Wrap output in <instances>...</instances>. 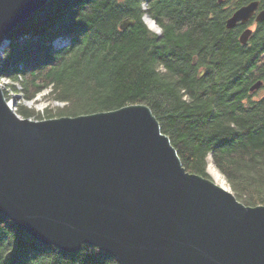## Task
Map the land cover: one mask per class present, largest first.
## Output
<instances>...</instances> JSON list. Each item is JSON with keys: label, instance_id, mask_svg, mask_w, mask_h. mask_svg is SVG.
I'll list each match as a JSON object with an SVG mask.
<instances>
[{"label": "trees", "instance_id": "obj_1", "mask_svg": "<svg viewBox=\"0 0 264 264\" xmlns=\"http://www.w3.org/2000/svg\"><path fill=\"white\" fill-rule=\"evenodd\" d=\"M250 1L48 0L6 36L4 94L63 103L48 117L144 104L186 171L211 179L210 155L238 201L264 205V94L249 91L257 80L264 88V21L250 20L245 44V25L225 26ZM126 18L133 24L121 29ZM17 112L41 118L24 105ZM0 264L119 263L95 246L69 253L43 244L0 213Z\"/></svg>", "mask_w": 264, "mask_h": 264}, {"label": "water", "instance_id": "obj_2", "mask_svg": "<svg viewBox=\"0 0 264 264\" xmlns=\"http://www.w3.org/2000/svg\"><path fill=\"white\" fill-rule=\"evenodd\" d=\"M47 2L0 0V53ZM259 4L235 9L226 28L263 22ZM12 103L0 86V213L38 241L95 246L119 264H264V205L186 171L148 106L32 120Z\"/></svg>", "mask_w": 264, "mask_h": 264}, {"label": "rangeland", "instance_id": "obj_3", "mask_svg": "<svg viewBox=\"0 0 264 264\" xmlns=\"http://www.w3.org/2000/svg\"><path fill=\"white\" fill-rule=\"evenodd\" d=\"M145 23H146V21H145ZM253 26L254 25L252 24L249 27L253 29ZM1 50H3V48ZM3 83H4L3 81H0V86L2 87L3 91H6V88H5L6 86ZM8 91H10V92H7V94L5 95L6 101H8L10 103H11V101L13 102L12 105H13L14 110L17 114H18L17 107L19 105H24L30 109H34L35 113L40 114L41 118H39V119L31 118L32 120H45V119H49V118H54V117L46 116V109H48V108L49 109H55L56 107H61L63 104V103H59V102H56V101L51 100V99H46V96L43 94L36 96V98L33 101L27 102V101H23L21 99V95L19 93H13L11 90H8ZM257 91H258L259 95L264 94V88H261ZM19 116H21V115H19ZM207 172H208L211 180L216 182V184H219V185L223 184L225 189L231 192V189H230L228 183L226 182L225 177L216 168V166L214 165L210 155L207 157Z\"/></svg>", "mask_w": 264, "mask_h": 264}, {"label": "clouds", "instance_id": "obj_4", "mask_svg": "<svg viewBox=\"0 0 264 264\" xmlns=\"http://www.w3.org/2000/svg\"><path fill=\"white\" fill-rule=\"evenodd\" d=\"M147 25H148L150 30H154V31H157V32L160 31V29L151 21H148Z\"/></svg>", "mask_w": 264, "mask_h": 264}, {"label": "bare ground", "instance_id": "obj_5", "mask_svg": "<svg viewBox=\"0 0 264 264\" xmlns=\"http://www.w3.org/2000/svg\"><path fill=\"white\" fill-rule=\"evenodd\" d=\"M145 21H146V23L148 22V21H151V22H153L155 25H156V22L155 21H153L152 19H150L148 16H146L145 17ZM148 26V25H147ZM14 108V107H13ZM216 183V182H215ZM217 185H219V184H217ZM219 186H221L222 188H225L224 186H223V184H221V185H219ZM232 192V191H231Z\"/></svg>", "mask_w": 264, "mask_h": 264}, {"label": "built area", "instance_id": "obj_6", "mask_svg": "<svg viewBox=\"0 0 264 264\" xmlns=\"http://www.w3.org/2000/svg\"><path fill=\"white\" fill-rule=\"evenodd\" d=\"M5 80H6V81H5ZM2 81L4 82V83H3L4 85H6L7 83H9V80H8V79H3Z\"/></svg>", "mask_w": 264, "mask_h": 264}]
</instances>
